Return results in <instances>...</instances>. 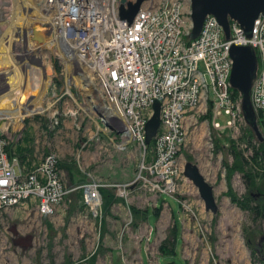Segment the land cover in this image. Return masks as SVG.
I'll return each mask as SVG.
<instances>
[{"label":"built area","instance_id":"obj_1","mask_svg":"<svg viewBox=\"0 0 264 264\" xmlns=\"http://www.w3.org/2000/svg\"><path fill=\"white\" fill-rule=\"evenodd\" d=\"M42 1V11L24 6L28 28L17 29V38H22L13 49L21 46L16 55L24 79L21 92L31 83L29 103L21 105L25 117L20 123L47 114L52 131L67 118L77 131L91 125V132L96 131L93 138L108 136L117 151L135 145L144 166L151 162L152 174H159L166 190L174 192L179 176L176 165L190 129L201 132L211 126L225 131L247 124L242 95L231 84V49L249 46L258 57L251 100L258 124L264 126V15L255 22L252 37L230 20L229 39L218 19L209 15L200 35L192 40V0H148L132 25L120 18L121 0ZM35 24L46 31L44 43L35 38ZM6 74L0 89L4 93L10 89ZM41 98L42 109L26 114ZM155 101L161 104V125L148 145L146 127ZM208 116L212 121L200 122ZM224 116L225 125L219 122ZM6 121L0 120V213L35 205L43 216H50L71 192L63 180L61 160L50 154L33 171H26L5 135L12 123L1 127ZM206 136L210 137L201 133L197 139ZM103 187L108 185L92 181L78 188L93 211L102 206ZM117 187L126 191L130 185Z\"/></svg>","mask_w":264,"mask_h":264},{"label":"rangeland","instance_id":"obj_2","mask_svg":"<svg viewBox=\"0 0 264 264\" xmlns=\"http://www.w3.org/2000/svg\"><path fill=\"white\" fill-rule=\"evenodd\" d=\"M13 3L0 0V40ZM19 47L12 53L20 54ZM227 120L224 116L219 122ZM72 125L67 118L52 131L46 114L12 124L5 133L26 171L46 156L58 155L71 192L50 216L35 205L0 213V264H264V215L255 210L264 207V197L248 186L246 177L250 172L258 176L257 184L264 182L263 142L249 125L190 129L176 165L174 192L166 190L159 174H152L151 162L144 166L135 145L120 152L108 136L93 138V126L77 131ZM260 130L264 136V126ZM205 132L211 138L197 139ZM257 151L262 159L254 164ZM187 162L197 164L215 188L218 214L206 210L198 189L185 177ZM92 181L108 185L101 189L102 206L94 211L78 189Z\"/></svg>","mask_w":264,"mask_h":264},{"label":"water","instance_id":"obj_3","mask_svg":"<svg viewBox=\"0 0 264 264\" xmlns=\"http://www.w3.org/2000/svg\"><path fill=\"white\" fill-rule=\"evenodd\" d=\"M146 1L148 0H137L136 2L121 0L120 18L132 25ZM126 7L129 8V13H126ZM191 8L193 30L190 38L192 40L200 35L205 19L209 15H214L218 19L228 39L231 32L230 20L238 22L246 35L252 37L255 22L261 15H264V0H192ZM37 29H39V33ZM41 29L40 26L35 27V38L38 42L44 43L46 38ZM231 57L234 63L231 76L232 87L242 95V108L247 124L255 132L260 142H264V136L260 130L251 100L253 83L258 70L257 54L249 46H234L231 49ZM153 109L154 115L146 127V142L148 145L156 137L161 125V104L159 101H155ZM184 175L198 189L206 210L214 215L218 214L219 206L215 196V188L204 177L200 167L193 162H187Z\"/></svg>","mask_w":264,"mask_h":264},{"label":"bare ground","instance_id":"obj_4","mask_svg":"<svg viewBox=\"0 0 264 264\" xmlns=\"http://www.w3.org/2000/svg\"><path fill=\"white\" fill-rule=\"evenodd\" d=\"M22 1L23 0H14L13 9H11L9 19H5L2 22L3 24H6L7 30H5L3 33L4 36L0 40V89L4 87V72L7 73L6 78L8 79L10 87L9 92L4 93V91H2L0 93V120H7L5 124L3 123L1 125L2 128H7L10 123L17 125L20 123V120L25 117L21 112V105L29 103L28 98L31 93V83L27 85V90L24 93L21 92V83L24 81L23 72L21 70L22 67L17 64L18 58L13 54L14 52L12 53V48L16 46V41H19L22 38H17V29L18 32H20L28 28V21L24 14V6L26 5V8L33 7L34 10L38 12L42 11L44 4L42 0H28L27 3H24L23 6H21L20 2ZM36 26L39 25H34V32ZM38 30L39 29H37V31ZM41 30L42 33L45 34L46 31L43 28ZM19 35L22 36V33ZM32 93L33 95H37L38 90H34ZM44 94L45 91L42 93V97ZM41 101L42 98L35 103V109L26 111V114L33 115L38 110V107H41Z\"/></svg>","mask_w":264,"mask_h":264},{"label":"trees","instance_id":"obj_5","mask_svg":"<svg viewBox=\"0 0 264 264\" xmlns=\"http://www.w3.org/2000/svg\"><path fill=\"white\" fill-rule=\"evenodd\" d=\"M262 144H263L262 149H263V156H264V142ZM259 158L262 159L260 152L257 151L255 153V157H254V164L258 162ZM240 169L243 170L242 168H240ZM246 177H247L248 186L258 189L257 191L260 192L264 197V182H262L261 184H257V177L258 176H255V174L250 173V172L247 173ZM230 196H234V194L230 193ZM233 200L237 202V199L235 196L233 197ZM255 210H256V214L258 216L264 215V207L263 206H258V207H256Z\"/></svg>","mask_w":264,"mask_h":264},{"label":"flooded vegetation","instance_id":"obj_6","mask_svg":"<svg viewBox=\"0 0 264 264\" xmlns=\"http://www.w3.org/2000/svg\"><path fill=\"white\" fill-rule=\"evenodd\" d=\"M261 246H262V250L261 251H264V237L262 238V241H261Z\"/></svg>","mask_w":264,"mask_h":264}]
</instances>
